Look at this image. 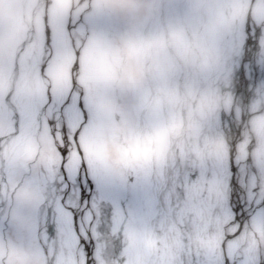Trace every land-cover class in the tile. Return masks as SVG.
<instances>
[{
  "label": "rangeland",
  "instance_id": "1",
  "mask_svg": "<svg viewBox=\"0 0 264 264\" xmlns=\"http://www.w3.org/2000/svg\"><path fill=\"white\" fill-rule=\"evenodd\" d=\"M71 1L56 0L58 13L55 15L51 3L50 25L55 17L58 19L57 25H63ZM157 2L96 0L94 3L98 9L103 7L104 14L108 13V9L113 14L114 19L107 21L104 18L106 15L100 19L101 28L109 25L108 57L114 53L113 46L116 57L120 53L119 44L125 46V49L122 48L125 68L120 74L127 80L121 84H128L123 90L124 100H127L124 113L128 110V117L122 115V118L126 116L127 123L119 127L120 134L124 132L123 139L120 141L121 135L117 134L116 137L112 135L113 141H110L125 149L127 159L131 158V163L137 167L133 168L127 162L122 170L118 162L110 159L108 163L112 172L125 176L123 184L129 189L121 205L127 231L132 235L130 264H154L148 242V212L151 214L156 203V195L150 189L153 182L150 169L154 156L152 142L157 145L156 160H164L169 152L170 125L179 126L185 122L178 99L184 73L189 72L188 65L194 57L190 56L191 35L198 39L197 48L202 55L201 71L205 78L211 75L212 58L208 56L209 53L221 58L226 51L227 27L231 25L229 13L234 12L233 20L236 21L242 7L241 0H167L163 12L156 10ZM38 3L39 0H0V264L47 263L50 254L46 255L45 237L39 235L40 207L48 195L49 206H57V199L61 197L58 192L65 189L64 185L57 188L56 182V177L59 184L64 180L57 175L64 161L59 148H65V144L59 133L54 136L52 132L56 126L55 120H59L55 108L60 110L65 102V97L60 101L57 94L62 87L60 82L68 81L69 52L66 38L61 37L58 31L54 38V32L51 33L50 45L42 36L46 13L45 6L38 7ZM244 3L250 5V0H244ZM242 20L244 27L247 23L245 19ZM31 28L36 30L38 39L24 46L25 40L31 37ZM148 31L151 34L150 46L146 38ZM19 51L16 67V54ZM133 51L136 58L132 61ZM95 67L98 80L106 83L103 72L106 69L108 75L112 76L110 63L104 64V58L100 56ZM17 69L18 78L12 93ZM101 86L96 82L97 93ZM200 86L199 75L194 74L188 89L197 90ZM105 97L104 106L108 108L112 104L111 112H120L118 94L105 91ZM50 102L55 104L51 112ZM148 103L151 109L143 127V111ZM44 106L46 109L43 111ZM50 121L53 124L50 125ZM72 165L66 163L65 167L71 179L66 184L71 188L75 177H79L78 167ZM90 172L94 175L92 170ZM105 172L107 174V169ZM80 181L86 183L85 179ZM133 182L135 189L141 190L137 199L131 191ZM49 186L57 193L52 192ZM121 225H118V229H121ZM123 255L122 252L118 255L121 260ZM113 261L118 262L117 258Z\"/></svg>",
  "mask_w": 264,
  "mask_h": 264
},
{
  "label": "bare ground",
  "instance_id": "2",
  "mask_svg": "<svg viewBox=\"0 0 264 264\" xmlns=\"http://www.w3.org/2000/svg\"><path fill=\"white\" fill-rule=\"evenodd\" d=\"M166 2L158 0L156 10L164 11ZM249 4L241 0L236 21L229 13L221 58L206 50L212 61L205 78L198 39L191 35L194 57L178 99L185 122L170 125L164 160H156L152 142L150 189L156 203L148 212V242L154 264H208L201 260L208 241L220 245L245 231L239 199L248 190L264 191V0ZM146 38L150 46V31ZM194 74L201 86L192 92ZM150 109L148 103L143 127ZM233 211L237 215L229 216ZM255 262L264 264V247L258 248Z\"/></svg>",
  "mask_w": 264,
  "mask_h": 264
},
{
  "label": "trees",
  "instance_id": "3",
  "mask_svg": "<svg viewBox=\"0 0 264 264\" xmlns=\"http://www.w3.org/2000/svg\"><path fill=\"white\" fill-rule=\"evenodd\" d=\"M133 53H134V56H132V59L135 60V58H136V52H133ZM134 63H135V62H134ZM126 123H127V122H126ZM126 123H125V120L122 119V120L120 121L119 124H120V125L122 124V126H125ZM119 124H118V125H119ZM118 127H119V126H118ZM115 133H116V134H120L119 128H116ZM119 161H120V163H122V165L125 166L124 163L126 162V159H124L123 156H120Z\"/></svg>",
  "mask_w": 264,
  "mask_h": 264
}]
</instances>
